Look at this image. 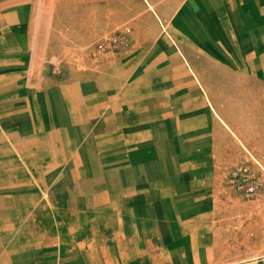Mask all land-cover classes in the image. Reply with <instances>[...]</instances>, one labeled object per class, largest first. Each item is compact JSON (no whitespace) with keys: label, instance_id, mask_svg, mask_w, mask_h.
I'll return each instance as SVG.
<instances>
[{"label":"crops","instance_id":"crops-1","mask_svg":"<svg viewBox=\"0 0 264 264\" xmlns=\"http://www.w3.org/2000/svg\"><path fill=\"white\" fill-rule=\"evenodd\" d=\"M247 11L251 15L246 26H259L254 8ZM117 21L132 24L129 45L93 57L87 71L79 64L53 73L51 61L68 52L72 60L79 59V47L105 37ZM238 21L228 0H0V155L11 157L0 162V264H264V196L246 199L227 182L229 167L239 162L257 170L250 154L264 163V109L249 114L245 127L231 126L199 79L211 111L226 130L221 134L226 147L222 150L218 144L214 155L206 154L199 163H170L175 158L171 152L155 156L150 166L140 159L135 166L150 170L151 179L114 183L112 188L123 195L104 198L120 209L130 202L136 210H151L153 258H84L74 247L64 255L63 245L49 243L43 234L41 209L49 201L40 195L43 181L32 180V173L50 165L54 156H70L78 166L81 145L86 149L83 140L98 156L123 153L124 145L115 147L113 140H143V130L136 128L130 135L121 130L127 117L138 124L131 119L136 117L133 110L128 111L133 106L121 99L123 71L137 74L136 61L144 58L145 50L159 52L153 46L161 42L175 57L184 54L197 79L191 63L193 41L206 50L213 43L208 29L225 27L232 35L218 37L239 44L233 30ZM33 156L40 157L39 163L32 162ZM33 190H39V197ZM194 220L203 221L199 228L185 226ZM132 242L131 248L138 249ZM101 248L112 249L110 244Z\"/></svg>","mask_w":264,"mask_h":264},{"label":"rangeland","instance_id":"rangeland-1","mask_svg":"<svg viewBox=\"0 0 264 264\" xmlns=\"http://www.w3.org/2000/svg\"><path fill=\"white\" fill-rule=\"evenodd\" d=\"M228 1L239 16V25L233 28L239 35V44L227 43L228 39L224 37L232 35V29L225 27L208 29L211 31L213 43H209L206 50L193 41L192 51L195 59L191 63L197 73V79L188 70L186 65L189 61L185 59L184 54V57L181 55L183 59L175 57L161 42L153 46L160 48L159 52L145 50L144 58L136 61L137 74H131V70L130 73L128 70L123 71L120 79L126 87L121 92V99L126 101L127 105L133 106L132 109L128 108V111L133 110L132 114L136 117L131 119L134 122L137 120L138 124L129 123L127 117L126 123L121 124V130L127 132L126 135L134 133L136 128L138 132L143 130V140H113L115 147H120V142L124 145L123 153L100 156L97 151H88V140H83L81 144L86 149L81 145L78 166H75V161L72 164L70 156L60 157V160H56L54 156L50 165H44L43 170L32 173V180L43 181L40 195L42 199L49 201L41 209L43 234L47 235L49 243L62 244L61 252L64 255L71 253L74 247L81 250L84 258L102 259L105 255L117 259L153 258L156 253L152 252V238L148 235L155 226L154 221L149 219V216H152L151 210H146L143 206L136 210L130 206V202L122 205L121 209L115 207L114 202L111 205L106 204L105 196L117 198L123 195L122 190L114 189L112 185L140 179L150 180V170L147 171L144 167V171H139L135 166V162L140 159L145 166H150L155 156L160 155L158 158H161L166 152H171L175 158L170 163L176 161L185 164L194 160L199 163L206 154L210 157L211 151L215 150L218 144L222 150L226 147L227 142L221 135L223 131L226 133V130L211 111L204 89L212 104L225 115L231 126L234 123L237 127H245L249 114H262L264 0ZM252 8L255 24L259 25L257 27L246 26L250 14L247 9ZM112 26L105 37L99 35L81 45L79 59L72 60L73 53L68 52L65 58L51 61L53 73L58 75L69 66L79 64L83 71H87L88 61H92L93 57L115 50L121 45H129L130 36L133 34L132 24L117 21L113 22ZM127 26L131 28L127 42L114 48H99V43L108 35L118 33ZM219 34L224 37H218ZM39 70V74H43V61ZM30 75L29 66L27 79ZM218 116L226 124L225 120ZM10 159L11 157L0 155V162ZM66 159L69 161L55 167ZM39 160L38 156L32 157L33 163H39ZM240 164L242 163L239 162L235 166ZM235 166L229 167L228 184L230 172ZM119 167L122 170H118ZM53 168L55 169L51 170ZM109 168L112 170H105ZM38 191L33 190L32 195L39 197ZM202 222L194 220L185 226L199 228ZM162 226L161 224L160 227ZM132 240L137 242L138 249L131 248ZM104 244L111 245L110 252L101 248ZM88 246L95 247L96 251H82ZM47 255V258H53L51 253Z\"/></svg>","mask_w":264,"mask_h":264},{"label":"built area","instance_id":"built-area-1","mask_svg":"<svg viewBox=\"0 0 264 264\" xmlns=\"http://www.w3.org/2000/svg\"><path fill=\"white\" fill-rule=\"evenodd\" d=\"M131 31L129 26L124 27L121 31L115 34L108 35L99 43L100 49L114 48L120 43L128 41V34ZM252 161L256 164L257 170H253L247 163H242L235 166L229 175V184L243 195L253 198L264 196V163L253 156Z\"/></svg>","mask_w":264,"mask_h":264}]
</instances>
